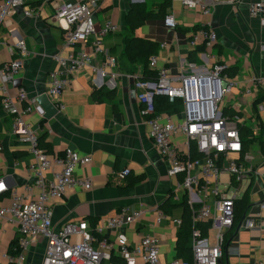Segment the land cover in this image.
<instances>
[{
    "label": "crops",
    "instance_id": "obj_1",
    "mask_svg": "<svg viewBox=\"0 0 264 264\" xmlns=\"http://www.w3.org/2000/svg\"><path fill=\"white\" fill-rule=\"evenodd\" d=\"M165 1L163 16L172 14L176 28H167L164 17L159 16L143 23L133 34L150 47L156 46V54L152 56H157V68L168 69L171 76L206 75L213 64L219 63L233 81V87L220 103V110L224 117L236 118L240 128L248 131L249 143L243 153L251 157L247 166L253 173L241 198L247 197L250 207L236 220L235 226L224 232L220 264H250L264 257V210L258 207L264 201V101L257 102L259 91L264 96V22L263 18H251L248 7L252 3L264 4V0H208L207 15L185 9L179 0ZM137 2H144L147 11L158 14L164 0H99L102 9L96 15V27L109 19L119 29L105 38V47L114 58L115 66L104 68V74L100 75L95 69L103 66L106 58L94 56L90 66L73 74L69 88L62 94V111L48 120L42 112L34 110L26 119L37 131L41 138L39 147L47 155L61 154L69 148L91 157L90 164L75 171L77 178L91 179V190L72 188L62 199L51 202L53 226L57 229L79 220L93 225L118 211L161 208L169 218L160 225L154 226L153 219L145 215L137 225L107 230L105 236L115 240L122 235L131 245L144 236H155L160 241V262L166 264L178 258L181 228L173 225L170 217L182 220L183 207L171 199L175 178L168 175L167 164L154 148L148 126L139 115L134 83L156 73L149 65L146 69L138 60L130 61L125 53L129 35L126 15L130 5ZM52 15L49 6L38 19H26L19 11L0 27V64L11 58L9 43H4L3 37L12 31L21 36L28 51L24 67L9 87L18 109L26 102L17 101V90L24 88L28 98H38L46 93L48 73L57 69L52 56L62 48L63 36ZM200 26L216 34L210 48L201 43L195 49L189 46L191 34ZM84 49L89 52V46ZM110 73L116 78L110 79ZM253 77L259 78L262 85L255 88ZM245 89L251 93L245 94ZM177 108L171 112L157 110L179 123L182 115L181 108ZM10 116L0 104V181L8 188L0 194V207L10 204L11 190L20 195L24 193L29 183L26 169L32 159L26 147L11 135ZM173 141L180 149L189 151L182 134L175 135ZM230 157L242 161L241 155ZM125 168L130 170L126 179L113 176L115 171ZM47 178L51 179V175ZM249 218H256L260 229L246 228L244 221ZM229 232L233 234L227 241L224 235ZM213 234L214 231L207 229L206 236L211 239ZM18 236L10 222L0 219V264H8L5 256L14 251L12 244ZM42 249V245L32 248L24 264H41ZM112 264L123 263L114 260Z\"/></svg>",
    "mask_w": 264,
    "mask_h": 264
},
{
    "label": "built area",
    "instance_id": "obj_2",
    "mask_svg": "<svg viewBox=\"0 0 264 264\" xmlns=\"http://www.w3.org/2000/svg\"><path fill=\"white\" fill-rule=\"evenodd\" d=\"M179 1L185 9L198 10L203 15L210 12L208 0ZM48 6L53 12L54 24L62 32L63 42L62 48L52 56L57 69L47 75L45 95L59 112L64 109L62 94L69 88L73 74L90 66L94 56L106 58V63L95 69L100 75L104 74V68L115 66L114 58L105 47V38L119 29L109 19L96 27V15L102 9L99 0H0V27L19 11L26 19H38ZM248 14L251 18H263L264 22V4H250ZM163 22L167 28H176L172 14L166 15ZM3 41L9 43L11 58L0 64V104L11 115V135L32 157L26 169L29 183L24 193L20 195L11 190L10 204L0 207V219L10 222L19 235L14 251L5 256L7 263L24 264L31 249L42 245L41 264H112L114 260L123 264H161L160 241L155 236H144L133 245L122 235L115 240L105 236L107 230L137 225L145 215L158 226L168 217L161 208L118 211L93 225L79 220L57 229L53 226L51 202L62 199L72 188L91 190L90 178L75 176L77 168L91 163V157L69 148L49 156L40 149L38 133L26 119L34 110L41 112L37 98H28L27 91L19 88L17 101L26 105L18 109L9 94V87L28 57L26 45L16 31L4 36ZM215 41L216 34L200 26L188 43L193 49L200 43L210 48ZM85 46H89V52ZM161 47L165 48L166 44ZM148 65L155 71V78L137 79L134 83L139 115L148 126L154 148L167 164L168 175L175 178L171 199L184 204L191 224V260L173 258L166 264H220L224 253L223 234L234 225V204L241 200L253 173L247 166L251 157L243 153L239 121L224 117L220 110V103L233 87V81L219 63L213 64L206 75L176 76H171L166 68H157V56H151ZM109 78L115 79L116 75L110 73ZM252 85L257 88L262 81L253 77ZM244 93L249 95L250 89ZM160 98H166L170 105L178 104L182 115L179 123L157 110L156 102ZM177 134L185 136L188 152L173 141ZM191 145L198 157L191 158ZM231 155H241L242 161L237 162ZM129 173L125 168L115 171L113 176L124 180ZM48 174L51 179L47 178ZM223 177L227 180L223 181ZM7 191V186L0 181V194ZM258 207L264 210V201ZM170 221L181 228L180 218L170 217ZM201 225H208V230L214 231L211 239L202 233ZM244 226L260 229L256 218L246 219ZM250 264H264V257Z\"/></svg>",
    "mask_w": 264,
    "mask_h": 264
},
{
    "label": "trees",
    "instance_id": "obj_3",
    "mask_svg": "<svg viewBox=\"0 0 264 264\" xmlns=\"http://www.w3.org/2000/svg\"><path fill=\"white\" fill-rule=\"evenodd\" d=\"M167 6V1H164L162 4V7L160 10H158V14H154L152 12H149L146 10V4L144 2H137L132 3L130 5V9L128 14L126 15V21L128 24L129 29V35L126 37L125 42V53L130 61L138 60L139 63L145 66L147 69V65L149 62V59L152 55L156 54V46L151 45L153 47H150V44H145L142 40H140L138 37H136L133 32L138 29L143 23L149 20L157 19L159 16H163L165 14V7ZM165 17V16H163ZM147 74V72H146ZM156 74L154 73L151 75V77H146L144 79H154ZM98 97V94L95 93V97ZM264 101V96L259 91L258 92V98L257 102ZM178 104L170 105L166 98H160L158 102H156V108L162 111L171 112L177 110ZM240 136L242 144H244L243 150H246V146L249 143V140H246V138L249 135L248 131H244L242 128H240ZM41 138H38V145L40 144ZM190 156L191 158L198 157L197 153L195 152L194 146L191 145L190 148ZM244 199L241 201H236L234 204V225L236 220H240L246 210L250 207V203L247 199V197H243ZM180 206L183 207V217H182V226L181 230L179 232V241L177 245V257L184 260V261H190L191 260V247H190V220H189V211L186 207H184V204H181ZM201 230L204 235L207 234L208 225H201ZM235 230V228H234ZM232 234L227 233L224 235L225 239L229 241L232 237ZM15 245V243L12 244V246ZM11 248V246H10Z\"/></svg>",
    "mask_w": 264,
    "mask_h": 264
},
{
    "label": "water",
    "instance_id": "obj_4",
    "mask_svg": "<svg viewBox=\"0 0 264 264\" xmlns=\"http://www.w3.org/2000/svg\"><path fill=\"white\" fill-rule=\"evenodd\" d=\"M36 102L43 113V117L45 119L52 118L58 111L54 108V106L48 101L45 94L39 96L36 99Z\"/></svg>",
    "mask_w": 264,
    "mask_h": 264
}]
</instances>
